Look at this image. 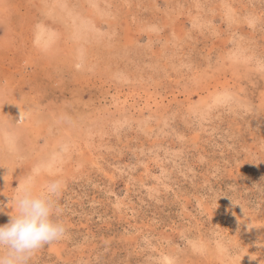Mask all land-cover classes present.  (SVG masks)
<instances>
[{
    "label": "rangeland",
    "instance_id": "rangeland-1",
    "mask_svg": "<svg viewBox=\"0 0 264 264\" xmlns=\"http://www.w3.org/2000/svg\"><path fill=\"white\" fill-rule=\"evenodd\" d=\"M54 179L29 264H264V0H0V225Z\"/></svg>",
    "mask_w": 264,
    "mask_h": 264
},
{
    "label": "clouds",
    "instance_id": "clouds-1",
    "mask_svg": "<svg viewBox=\"0 0 264 264\" xmlns=\"http://www.w3.org/2000/svg\"><path fill=\"white\" fill-rule=\"evenodd\" d=\"M30 184L27 181L17 189L8 213L10 219L0 225V264H29L44 246L60 242L67 235L66 225L57 219L63 212L57 199L63 191L62 180L49 181L41 193Z\"/></svg>",
    "mask_w": 264,
    "mask_h": 264
},
{
    "label": "bare ground",
    "instance_id": "bare-ground-1",
    "mask_svg": "<svg viewBox=\"0 0 264 264\" xmlns=\"http://www.w3.org/2000/svg\"><path fill=\"white\" fill-rule=\"evenodd\" d=\"M219 84H221V83H219ZM223 84H225V83H223ZM227 84H228V83H227ZM212 88H213V87H212ZM212 88H211V89H212ZM207 89H208V88H207ZM156 100H157V99H156ZM152 102H153V100H152ZM156 102H158V101H156ZM159 102H160V101H159ZM157 105H158V104H157ZM171 237H172V236H171Z\"/></svg>",
    "mask_w": 264,
    "mask_h": 264
}]
</instances>
